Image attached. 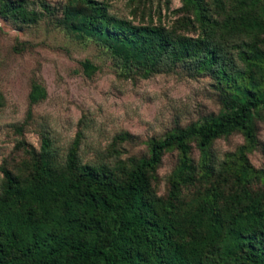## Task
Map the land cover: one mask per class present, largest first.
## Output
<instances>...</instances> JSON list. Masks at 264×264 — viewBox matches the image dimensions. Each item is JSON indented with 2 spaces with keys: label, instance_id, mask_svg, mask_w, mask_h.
Returning <instances> with one entry per match:
<instances>
[{
  "label": "rangeland",
  "instance_id": "374dc122",
  "mask_svg": "<svg viewBox=\"0 0 264 264\" xmlns=\"http://www.w3.org/2000/svg\"><path fill=\"white\" fill-rule=\"evenodd\" d=\"M20 1L32 19L0 15V196L4 172L21 185L32 180L35 165L42 161L54 172H63L74 141L78 166L88 165L123 181L136 162L152 156L153 141L228 112L226 85L216 75L200 72L197 61L174 63L167 58L153 68L126 61L95 37L80 34L66 13L86 12L83 0ZM93 1L104 5L108 15L133 25L165 28L175 37L210 38L221 47L233 73L255 69L262 82L264 71L245 59L246 53L264 48V34L246 26L259 18L261 0H199L207 20L185 0ZM83 61L95 67L89 76L83 73ZM34 83L44 89L45 98L31 104L28 94ZM253 125L256 143L248 157L258 178L252 190L262 195L264 107L254 114ZM190 145L199 168L197 183H174L181 157L170 151L150 174L156 196H149L160 209L178 217L186 238L202 235L188 215L208 196L222 194L216 196L220 216L243 204L241 170L234 174L229 166L248 142L239 130L218 139L211 149L216 160L211 178L202 167L199 142ZM204 259L207 264L224 262L211 253Z\"/></svg>",
  "mask_w": 264,
  "mask_h": 264
},
{
  "label": "trees",
  "instance_id": "16d2710c",
  "mask_svg": "<svg viewBox=\"0 0 264 264\" xmlns=\"http://www.w3.org/2000/svg\"><path fill=\"white\" fill-rule=\"evenodd\" d=\"M185 1L194 6L200 19L207 20L199 0ZM261 2L259 18L246 26L264 34V0ZM83 3L86 12L66 13L80 34L95 37L126 61L153 68L167 58L174 63L197 61L200 72L216 75L226 85L228 112L153 141L152 156L136 162L123 181L88 165L78 166L77 141L70 146L61 173L42 161L35 165L32 180L21 185L4 172L0 264H207L204 258L208 253L218 255L224 260L222 264H264V194L256 195L252 190L258 172L248 157L256 143L253 116L264 107V74L260 83L255 69L233 73L221 47L210 38L175 37L165 28L116 19L93 0ZM0 15L32 19L20 0H0ZM245 59L264 71V48L246 53ZM80 65L86 76L95 71L87 61ZM44 98V89L32 84L29 103ZM238 130L248 145L229 167L234 174L241 170L239 178L246 187L243 204L220 216L216 196L222 194L208 196L188 215L202 235L186 238L178 217L160 209L149 197L156 196L150 174L159 169L167 152L176 150L181 164L174 183L178 187L195 185L199 168L190 143L197 140L203 152L202 167L211 178L216 172L211 154L214 143ZM42 145L46 148L47 142Z\"/></svg>",
  "mask_w": 264,
  "mask_h": 264
}]
</instances>
